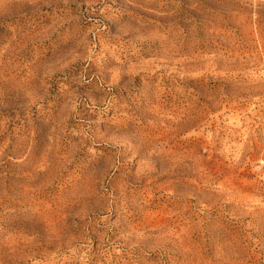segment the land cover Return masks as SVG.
<instances>
[{
  "label": "rangeland",
  "instance_id": "rangeland-1",
  "mask_svg": "<svg viewBox=\"0 0 264 264\" xmlns=\"http://www.w3.org/2000/svg\"><path fill=\"white\" fill-rule=\"evenodd\" d=\"M0 264H264V0H0Z\"/></svg>",
  "mask_w": 264,
  "mask_h": 264
},
{
  "label": "bare ground",
  "instance_id": "bare-ground-1",
  "mask_svg": "<svg viewBox=\"0 0 264 264\" xmlns=\"http://www.w3.org/2000/svg\"><path fill=\"white\" fill-rule=\"evenodd\" d=\"M83 193V192H82Z\"/></svg>",
  "mask_w": 264,
  "mask_h": 264
}]
</instances>
